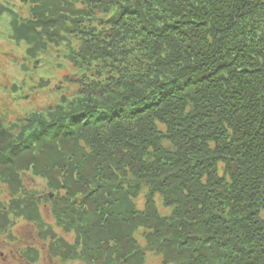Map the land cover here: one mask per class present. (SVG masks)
I'll use <instances>...</instances> for the list:
<instances>
[{"label":"trees","instance_id":"1","mask_svg":"<svg viewBox=\"0 0 264 264\" xmlns=\"http://www.w3.org/2000/svg\"><path fill=\"white\" fill-rule=\"evenodd\" d=\"M3 17L72 91L0 121V235L33 223L62 262L264 264V0H0Z\"/></svg>","mask_w":264,"mask_h":264},{"label":"rangeland","instance_id":"2","mask_svg":"<svg viewBox=\"0 0 264 264\" xmlns=\"http://www.w3.org/2000/svg\"><path fill=\"white\" fill-rule=\"evenodd\" d=\"M8 22L7 17L0 20V121L4 127H9L11 123L33 112L46 115L50 105L60 101L59 98L64 93L72 91V86H67L65 80L62 82L64 87L56 89L58 81L68 74L67 63L55 58L54 52L50 54V49L39 52L36 59H29L27 50L30 45L17 43L10 38L11 27ZM36 180L31 174H24V183L29 189L36 187V182L40 183L38 178ZM48 193L53 196V193ZM9 197L10 193L4 188L0 198L8 200ZM138 205L142 207V197L138 200ZM44 209L43 216L55 231L68 240H73L74 234L66 235L57 227L46 206ZM160 209L164 211L162 207ZM38 230L41 231L35 224L20 220L12 228V234L0 235V264H87L82 260L62 262L51 256L47 251L51 241L40 238ZM141 243L144 244L145 241L142 240ZM28 247L42 249L37 254L38 261L30 263L19 256V251ZM40 254L42 255L39 256ZM145 264H162L161 257L148 253Z\"/></svg>","mask_w":264,"mask_h":264}]
</instances>
